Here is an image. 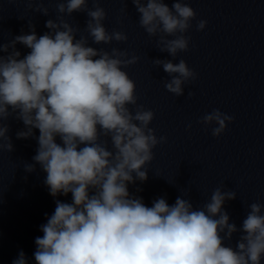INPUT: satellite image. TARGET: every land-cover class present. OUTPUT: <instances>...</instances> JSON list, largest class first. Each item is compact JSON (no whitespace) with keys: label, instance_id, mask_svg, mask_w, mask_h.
Masks as SVG:
<instances>
[{"label":"clouds","instance_id":"1","mask_svg":"<svg viewBox=\"0 0 264 264\" xmlns=\"http://www.w3.org/2000/svg\"><path fill=\"white\" fill-rule=\"evenodd\" d=\"M33 2L29 0L30 8ZM91 3V8L89 0H58L56 5L60 14L86 13L87 36L77 39L80 28L59 15L46 21L51 32L37 37L29 21L30 34L0 44V52L12 49L0 56V151H13L5 123L10 116L26 127L17 132L18 139L34 137L33 129H38L33 160L47 174L44 183L50 195L72 196L71 203L55 200L53 214L40 226L36 264H261L264 204H250L238 229L223 209L236 198L235 191L217 187L202 208L180 196L171 206L160 197L149 207L129 193L128 184L148 179L153 149L167 137H157L149 127L155 113L137 103L136 83L122 70L140 57L118 48L109 52L88 46L89 37L98 45L128 40L124 32L109 33L100 0ZM132 3L140 14L139 25L150 37H158L161 52L174 60L189 50L191 37L185 33L196 17L192 7L183 0H174L171 8L163 0ZM33 10L49 13L42 2ZM206 26V20H199L196 29ZM17 43L31 50L23 58ZM153 62L171 77L164 86L175 96L183 95L184 85L197 78L183 59ZM233 119L214 109L199 122L218 125L212 135L219 137ZM25 170L33 172L35 165L27 164ZM238 231L243 234L236 247L225 246ZM12 264H28L25 253L20 251Z\"/></svg>","mask_w":264,"mask_h":264}]
</instances>
